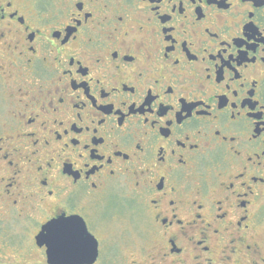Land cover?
<instances>
[{
    "label": "flooded vegetation",
    "instance_id": "1",
    "mask_svg": "<svg viewBox=\"0 0 264 264\" xmlns=\"http://www.w3.org/2000/svg\"><path fill=\"white\" fill-rule=\"evenodd\" d=\"M65 211L92 264H264V0H0V264Z\"/></svg>",
    "mask_w": 264,
    "mask_h": 264
},
{
    "label": "snow or ice",
    "instance_id": "2",
    "mask_svg": "<svg viewBox=\"0 0 264 264\" xmlns=\"http://www.w3.org/2000/svg\"><path fill=\"white\" fill-rule=\"evenodd\" d=\"M241 41L242 43L244 42L243 40ZM225 62L230 63L227 60ZM149 103H151V100H149ZM79 216L80 213L65 211L56 218H49L42 222L47 231L45 239L53 253L60 246L85 254L94 251L96 242L93 240V234L90 233V228L87 223L80 219Z\"/></svg>",
    "mask_w": 264,
    "mask_h": 264
},
{
    "label": "rangeland",
    "instance_id": "3",
    "mask_svg": "<svg viewBox=\"0 0 264 264\" xmlns=\"http://www.w3.org/2000/svg\"><path fill=\"white\" fill-rule=\"evenodd\" d=\"M104 233L105 235H107V238L105 239L106 240L105 243H109V244H111L110 242L116 243L117 245H119L118 246L119 250L120 249L124 250L120 252V254L123 255L125 254L128 255L132 247L137 252H139V249L141 247L148 246L147 233L143 228L133 229V227H129V228L121 227L119 228V230L116 231L108 230L105 231ZM110 254H114L113 251Z\"/></svg>",
    "mask_w": 264,
    "mask_h": 264
},
{
    "label": "water",
    "instance_id": "4",
    "mask_svg": "<svg viewBox=\"0 0 264 264\" xmlns=\"http://www.w3.org/2000/svg\"><path fill=\"white\" fill-rule=\"evenodd\" d=\"M43 233L47 236L46 227L43 228L40 235L38 236V240L40 241L43 236ZM93 240L96 242L94 251H90L89 253L85 254L82 252L74 251L70 248L60 246L57 248L55 253H53L52 249L49 247L47 240V259L48 263L50 264H92L96 261L98 257V241L93 236ZM94 257V258H93Z\"/></svg>",
    "mask_w": 264,
    "mask_h": 264
}]
</instances>
